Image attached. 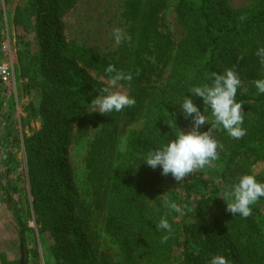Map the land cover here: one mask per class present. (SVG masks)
Listing matches in <instances>:
<instances>
[{
  "label": "trees",
  "instance_id": "trees-1",
  "mask_svg": "<svg viewBox=\"0 0 264 264\" xmlns=\"http://www.w3.org/2000/svg\"><path fill=\"white\" fill-rule=\"evenodd\" d=\"M77 1L29 0L39 46L33 56L39 73L29 76L32 87L41 92L40 103L31 104L30 114L39 117L41 129L24 138L27 200L39 233L50 235L55 264H111L92 233L95 216L119 246L123 264H210L217 255L229 264H264V198L252 207L251 216L243 218L227 212V201L221 197L240 175H254L251 167L264 161V95L252 83L264 79V65L255 54L264 47V0L241 8L228 0H177V19L184 33L177 47L164 24L166 0H125L131 40L115 59L67 41L63 18ZM174 50L169 79L155 90L153 78L161 75L160 65L168 64ZM109 65L132 74L128 83L136 104L96 117L102 132L86 158L89 201L79 192L69 147L76 126L95 108L92 99L106 87L93 74L107 76ZM226 69L241 79L236 99L243 104L246 135L236 140L223 129L214 133L222 145L215 163L227 183L212 184L194 170L184 178V196L178 202L171 174L163 176L161 169L144 164L133 168L148 151L174 140L178 130L184 132L191 124L178 106L189 88L210 82L212 73ZM196 103L203 112L201 99ZM206 115H212L211 110ZM143 116L145 128L130 133L121 154L126 127ZM254 176L264 182V176ZM8 203L23 231L29 258L26 225L10 196ZM180 208L185 209L183 216ZM161 217H167L171 233L156 231ZM165 235L169 238L162 242Z\"/></svg>",
  "mask_w": 264,
  "mask_h": 264
},
{
  "label": "rangeland",
  "instance_id": "rangeland-1",
  "mask_svg": "<svg viewBox=\"0 0 264 264\" xmlns=\"http://www.w3.org/2000/svg\"><path fill=\"white\" fill-rule=\"evenodd\" d=\"M168 8L164 13V24L171 33L175 46L183 38V30L178 22L176 7L177 0H166ZM234 8L250 5L253 0H228ZM29 0H0V65L6 62L1 52V46L9 42L14 66V86L9 93L0 84V264H19V236L12 205L8 203V196L12 199L20 220L26 225L25 244L29 251L28 264H55L50 251L51 238L48 233H39L35 223V214L31 211L27 196L30 195L28 184L24 138L31 137L41 129L39 117H32L31 104L39 105L41 92L32 87L29 74L38 75L39 67L33 64V56L39 51L35 23L32 21ZM18 20V22H17ZM20 21V22H19ZM64 35L69 43L84 47L108 59H115L124 50L127 40L117 45L113 36L119 28L130 36V23L125 17V0H78L76 6L63 18ZM176 51L171 53V59L163 67L160 65L161 75L154 77L151 87L159 90L163 87L171 74L172 62ZM97 80L103 82L113 91L122 92L131 97V87L127 81H121L113 88L108 76L93 74ZM39 78V76L37 77ZM97 108L88 111L87 117L76 126L73 132L72 145L69 147L70 160L74 169L75 180L81 195L91 201V189L87 184L86 158L91 143L102 132V126L96 119L99 114ZM214 120L208 117L209 125ZM146 117L143 116L126 127L119 151L126 152L127 139L132 131L145 128ZM192 124L184 129L187 133ZM216 160L210 166L196 172L212 184L220 185L227 182L223 179L222 168L217 167ZM250 171L259 177L264 176V161L253 165ZM174 184V195L177 201L183 200V181ZM171 181V180H169ZM171 184V183H170ZM229 184V183H228ZM230 185V184H229ZM167 186V184H166ZM194 214L195 207L191 208ZM181 215L185 209L180 208ZM92 233L96 235L102 251L108 256L111 264H123L119 246L105 232L101 218L95 216L92 222Z\"/></svg>",
  "mask_w": 264,
  "mask_h": 264
},
{
  "label": "clouds",
  "instance_id": "clouds-1",
  "mask_svg": "<svg viewBox=\"0 0 264 264\" xmlns=\"http://www.w3.org/2000/svg\"><path fill=\"white\" fill-rule=\"evenodd\" d=\"M113 36L117 45L125 40H131V37L119 28L114 30ZM255 54L264 65V47L258 48ZM105 73L113 88L121 81L131 82L133 79L131 73L119 71L113 65H109ZM211 75L210 82L189 88L188 93L178 104L183 118L191 121L190 130L187 133L178 130L174 140H168L160 147L148 151L142 162L133 169L141 164L153 170L159 168L161 175L171 174L175 181L180 182L194 170H202L218 159V148L222 145L214 133L223 129L228 136L236 140L246 135V129L242 127L243 104L236 99L238 89L241 87L239 74L232 69H226L222 74L214 72ZM252 83L258 94L264 95V79H257ZM99 92L100 95L92 99L91 105L106 116L136 104L135 98L108 87L101 88ZM196 98L201 99L204 105L203 112L196 103ZM209 110L214 120L206 131H202V126L209 125L206 115ZM221 197L227 201V212L247 218L252 215V207L264 198V182H259L254 175L242 174L221 194ZM169 207L179 211L175 203H170ZM155 227L156 231L168 233L172 231L167 217H161ZM168 238L167 235L163 236L162 242H166ZM210 264H229V261L224 256L217 255L212 257Z\"/></svg>",
  "mask_w": 264,
  "mask_h": 264
},
{
  "label": "built area",
  "instance_id": "built-area-1",
  "mask_svg": "<svg viewBox=\"0 0 264 264\" xmlns=\"http://www.w3.org/2000/svg\"><path fill=\"white\" fill-rule=\"evenodd\" d=\"M1 52L6 62L0 65V84L10 93L14 86V66L12 63L11 46L8 41L2 44Z\"/></svg>",
  "mask_w": 264,
  "mask_h": 264
},
{
  "label": "water",
  "instance_id": "water-1",
  "mask_svg": "<svg viewBox=\"0 0 264 264\" xmlns=\"http://www.w3.org/2000/svg\"><path fill=\"white\" fill-rule=\"evenodd\" d=\"M23 231L18 229V236H19V250H20V259L19 264H27L28 255L24 246V240L22 238Z\"/></svg>",
  "mask_w": 264,
  "mask_h": 264
}]
</instances>
